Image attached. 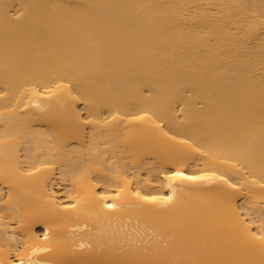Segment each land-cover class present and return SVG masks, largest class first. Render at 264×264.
<instances>
[{"label": "bare ground", "instance_id": "6f19581e", "mask_svg": "<svg viewBox=\"0 0 264 264\" xmlns=\"http://www.w3.org/2000/svg\"><path fill=\"white\" fill-rule=\"evenodd\" d=\"M0 264H264V0H0Z\"/></svg>", "mask_w": 264, "mask_h": 264}, {"label": "rangeland", "instance_id": "374dc122", "mask_svg": "<svg viewBox=\"0 0 264 264\" xmlns=\"http://www.w3.org/2000/svg\"><path fill=\"white\" fill-rule=\"evenodd\" d=\"M157 184H159V182H158ZM62 187H63V188H62ZM62 187H61L62 189H61V192H60V194H62V193H63L62 195H64V193H65V188H64V186H62Z\"/></svg>", "mask_w": 264, "mask_h": 264}]
</instances>
